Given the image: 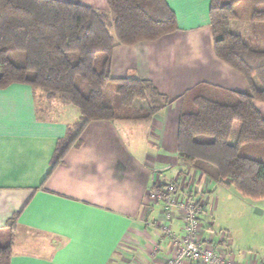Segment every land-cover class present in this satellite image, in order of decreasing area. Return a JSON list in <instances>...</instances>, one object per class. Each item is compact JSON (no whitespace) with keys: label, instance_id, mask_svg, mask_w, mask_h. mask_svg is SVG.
<instances>
[{"label":"crops","instance_id":"obj_1","mask_svg":"<svg viewBox=\"0 0 264 264\" xmlns=\"http://www.w3.org/2000/svg\"><path fill=\"white\" fill-rule=\"evenodd\" d=\"M64 1L109 13L104 0ZM163 2L176 31L153 42L116 45L110 61L112 80L148 81L162 96L165 107L150 120L91 121L54 165L57 145L80 121L78 109L29 85L0 90V246L9 245V264H163L171 248L160 234V205L148 202L150 188L161 181H176L184 193L195 190L194 199L205 205L204 235L213 234L206 222L212 211H228L218 196L208 197L219 186L179 162L177 125L187 97L202 87L251 91L214 53L211 0ZM254 106L264 119V103ZM239 218L220 227L229 237L222 244L225 259L264 264V200L250 201ZM170 226L182 234L178 211ZM142 242L141 255L134 247ZM124 243L129 260L116 257Z\"/></svg>","mask_w":264,"mask_h":264},{"label":"trees","instance_id":"obj_2","mask_svg":"<svg viewBox=\"0 0 264 264\" xmlns=\"http://www.w3.org/2000/svg\"><path fill=\"white\" fill-rule=\"evenodd\" d=\"M104 2L109 13L64 0H0V90L29 85L80 113L57 145L54 165L89 122L148 121L166 104L148 81L112 80L110 61L116 45L175 32L172 11L163 0ZM239 2L211 0L214 53L246 79L251 93L209 87L191 93L178 120L177 156L185 168L256 202L264 200V119L254 106L264 103V51L229 31ZM251 21L264 23V7L252 12ZM13 53L23 54L22 65L11 61ZM108 86L114 87L115 106L106 101ZM10 256L9 245L0 246V264H9Z\"/></svg>","mask_w":264,"mask_h":264},{"label":"built area","instance_id":"obj_3","mask_svg":"<svg viewBox=\"0 0 264 264\" xmlns=\"http://www.w3.org/2000/svg\"><path fill=\"white\" fill-rule=\"evenodd\" d=\"M188 192L184 193L176 181L164 186L155 184L149 190L150 200L160 205L163 222L160 229L171 248L172 255L163 264H233L224 257L222 244L226 242V236L221 234L215 242L214 234L204 235L205 205L194 199L195 190ZM173 211L181 214V235H175L171 230Z\"/></svg>","mask_w":264,"mask_h":264},{"label":"rangeland","instance_id":"obj_4","mask_svg":"<svg viewBox=\"0 0 264 264\" xmlns=\"http://www.w3.org/2000/svg\"><path fill=\"white\" fill-rule=\"evenodd\" d=\"M263 7L264 6L262 5H258L255 0H240L239 4L235 8L237 19L230 21L229 24V31L231 33L240 35L250 43L252 48L258 51H264V23L251 21V14L254 10H260ZM10 59L16 65H22L24 62V56L21 53L10 54ZM105 93H106L107 103H109L111 106H115L117 96L114 93V87L108 86ZM167 182L170 181H166V182L161 181L159 182V186H164L163 184ZM227 190L228 189H226L225 187L219 186L217 192L213 194L211 193V196L208 195L211 201L214 197L218 196L223 208L225 210L226 209L228 210L225 211L223 214L222 213L218 214V212L214 214V211H212L211 216H210V211L212 210V208L207 212L210 218L206 222H210L213 224L212 232L217 237H219L222 234L219 233L220 227H222V225L224 224H229L230 226L237 225L241 219L240 218L236 219V217H243V209L245 208L246 205L248 206V204H250L249 200L242 199L238 194H235L234 191L232 190L230 191ZM148 202L152 203V201L149 198V192H148ZM256 217L260 218V220L263 219V216H256ZM244 223L250 229H254L255 227H258L257 226L258 224L252 223L251 221H245ZM262 225L264 226V224ZM160 234H162L161 229H160ZM224 235L226 236L227 239L229 238L227 234L224 233ZM161 236L165 237L163 234ZM227 241L228 240H226V242ZM257 241L258 242L262 241L260 230L256 231V242ZM125 244L126 243H124L120 248H118L116 252L117 258L120 257L125 259L127 258V254H125L127 250ZM145 245L146 244L142 242L140 243V246L135 245L134 249L137 250L139 254H141V249H145L144 248ZM149 254L150 256H154V254H151V252H149ZM146 258H149V256Z\"/></svg>","mask_w":264,"mask_h":264},{"label":"water","instance_id":"obj_5","mask_svg":"<svg viewBox=\"0 0 264 264\" xmlns=\"http://www.w3.org/2000/svg\"><path fill=\"white\" fill-rule=\"evenodd\" d=\"M254 212H255V213H260V210H256V209H255Z\"/></svg>","mask_w":264,"mask_h":264}]
</instances>
